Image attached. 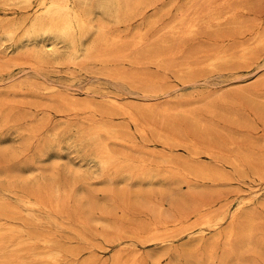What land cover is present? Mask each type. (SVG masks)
<instances>
[{
  "label": "rangeland",
  "instance_id": "374dc122",
  "mask_svg": "<svg viewBox=\"0 0 264 264\" xmlns=\"http://www.w3.org/2000/svg\"><path fill=\"white\" fill-rule=\"evenodd\" d=\"M148 1L151 3V5L150 7L144 10V14L141 15L143 16V18L141 16L133 18L132 20L128 22L129 24L128 23L118 24V25L113 24V22H111L109 18H107L106 16L98 12L97 10H93L89 17L92 24L94 25L102 24L103 26H105L108 32H110L114 36H117L120 39V41H122V43L124 41H127L123 43V46L121 48L124 51L127 50L126 52L128 53L131 50V53H130L131 55L128 54V57H127L128 59L117 58V57L114 58L113 56H111V54H113L114 51L110 50L105 53L106 58L102 57L100 59H95V60L93 59L84 60V63H83V59L82 60L78 59L72 65L65 64L66 62L68 63V61L65 59L66 58V55L64 54L65 49L62 48V46H60V51H59V54L57 55L50 53L49 48H46L42 51L41 45L39 42H37L36 44L34 43L33 45L26 44L27 46L25 47L27 48L25 49L22 48L21 50H19L14 45H12L10 41H7L3 37V35L1 34V29H0V68H2L3 65L8 60L11 59L12 61L13 59H15L13 60L14 61L13 62L14 64L12 63L13 65L9 64L10 67L9 65H5L6 67L8 66L9 68L8 67L7 69L2 68L3 70L5 69L4 70L5 72L2 69H0V73H1L0 74V103H1L0 113L6 114L8 111V108L10 109L11 107L12 109L14 105H17L14 107V109L11 110L10 114L14 116H21L20 119H16L17 121L13 120L12 122L10 121L4 124L5 122L2 120V117L0 115L1 117L0 118V202L8 204L10 208L7 211L0 210V217H1L0 225L2 228H5V229H13V230L28 229L32 233L33 236H37L40 239H43L45 237V239H48L50 241V244H52V246L61 248L63 249V253L64 252L66 253V254L64 253L62 258L59 260V264L60 263L61 264H71V262L72 264H78V263L79 264H127L128 262H130V259L133 257L135 252H138L137 256L138 257L140 256L141 259H143L141 260L137 258V262H138L137 264H145L144 263L145 261L147 262V264H152L157 261L161 262L162 264H165L167 262H170L168 264H171L173 262L175 264H195L198 262L189 261V259H187L184 256V254L180 252L183 249V247L187 243H189V241L190 242L192 241L191 239L189 240L187 237L178 236L171 246L172 248L171 250L173 252L177 251V249L180 252L177 258L174 256H171L170 259L166 257H162V254L164 251L162 247H159V246L157 247L155 245H149L148 243L144 244L143 237L146 236V233L149 234L148 231L150 229V226L152 225L150 222H156L157 220L160 223H162V221L164 223V221H167L164 224L168 225V222H169L171 223L170 227L171 225L173 227V230H170L169 232L171 234H177L175 232L180 231V230L183 231L186 228L185 225H187V228L188 226L190 227L192 225L191 227H193L194 230H197L196 226H198V224L203 222L204 218L205 219L208 218L210 219V221L213 220L211 222H214L215 221L214 218H216L217 215L218 216L223 215L225 213H230L232 211H236V214H237L236 222L233 225V227L235 226L234 229H237L240 226V224L247 221V218L245 217L250 216V217H255L257 219L256 220L257 221L256 223V227H257L256 234L257 235H256V241L254 243H255V246L256 245L259 246L261 244L264 246V243H263L264 242V218H263L264 217V170H263L264 168L261 166V163H260V161L262 160L261 155L264 153V144H263L264 143L263 141L264 140L263 139L264 119L256 118L257 116L256 112L259 113V110H260L257 107L258 103L260 102L259 100H256L257 103H254V101H251L250 99H245V98L238 96L241 93L249 91L248 93H252L254 95L256 94V96L258 97H264V86H263L264 85V48L256 47L255 49L257 50H255L253 47H250V46H253L254 44L253 39H252L253 35L255 36L256 34H259L261 30L262 32L260 34L264 33L263 31L264 27L262 28V26L264 25V0H227L231 4L233 3L232 4L233 6L238 7L240 9L239 11L240 15L242 16L245 22L248 21L246 22V24L254 22L253 26L251 25L250 28L245 29L246 32L244 30L242 34H240L239 36H235V38L232 37L234 40L231 37L228 39L227 38L225 39L224 37L213 39L211 38V36H208V35L204 36L203 34H197L195 37L183 40L184 42H180V43L179 42H169V44L164 49L166 53L170 52L169 54L170 57L168 56V58H170L171 62L168 59L167 61L169 62L168 64L151 63L147 60L146 56H144L143 54H139V53L135 57V55L132 54L133 48H131V45L133 43V40L136 39L135 37H137L140 34L143 36L145 40H148V38L151 39L147 43L149 42L155 43V41L157 40H166V39H168L166 41L171 40L170 39L171 38L170 28L166 26L172 27L171 24L174 23L173 24L174 26L178 23L179 20L177 19L180 18L181 11L182 10L185 11L187 7V1L186 0H148ZM224 1L225 0H213L212 4L215 7L220 9L219 5L222 4ZM195 2L196 3L194 4H197L198 6H206L205 5L206 3L204 0H198ZM242 7H244V9ZM15 11H16L15 13H12L11 11H8V10L4 11V6L0 2V24L5 23V21L19 19L21 18V16L23 17L24 15H26L27 12L30 10L24 9V10H15ZM188 16H191V12H188V15H186V18ZM151 19H154L156 21V24L153 26L149 24V21ZM176 20L177 22H175ZM252 27H253V30L251 29ZM23 29H24V26L21 27L17 31L16 36H15L16 39L21 36ZM248 29H250L251 31H249ZM244 32L247 34L244 35ZM93 37H94L93 32L89 33L87 37L85 38V40L83 41V43L84 44L88 43L90 40L93 39ZM201 39H202V45L200 44L199 46L198 44L199 42L201 43ZM220 39L221 41L222 39L224 40L222 41L223 45L222 43H220L221 42ZM189 40L190 41L192 40V41L190 42ZM232 40L234 42H232ZM186 41L187 42L189 41L190 43L185 44ZM193 42H194V45L192 44ZM231 42L234 44L235 47L232 45ZM213 43L214 44L216 43L215 46L217 48L219 46L217 50H216V47L213 46L214 45ZM174 44L175 46H173ZM179 44H181L182 46ZM241 44L245 47L251 48V50H253L254 53L259 52L261 54L257 53V55L255 56L257 57V59L254 57V61L253 59H251L248 62H242V63L238 61H233L232 63L225 66V67H228L227 70L225 67H223V69L222 67H220L222 70H220V68L215 69L214 70L215 72L207 71V70L202 71V70L197 69L196 71L202 72L203 74H202V77L195 78V82H193V84L187 83L185 79V75L178 72L179 65H183L184 62L197 63L196 62V59H197L198 63L202 61V64H203L205 59L207 58V55L212 54V52L210 53V51H212L214 48L215 50H213V52L215 51L226 52L227 51L226 52L227 54L233 55L234 49L230 50V46L232 45L235 48V50L238 49V52L240 53ZM203 45H205L207 48ZM220 45L222 46L220 47ZM212 46H213V49H212ZM180 47H182L183 49L182 48L180 49ZM226 48H228L229 51ZM178 49L179 51L177 52ZM26 51H28V53L30 54H28ZM159 51H162V49ZM206 51L209 54H207ZM34 52H40V53L42 52L41 54L42 56H44L45 59H47L46 60L47 62L44 61L42 65L39 64L35 60V57L33 56ZM172 52H173V56H171ZM175 52H177L178 54ZM234 52L237 53L236 51ZM239 53L234 54L233 56H236ZM26 54H28L29 56L31 55V56L28 57V55ZM31 57H33V61H30L32 60ZM6 59L7 61H5ZM21 60L23 61L27 60L26 62H29L31 65L30 64L22 65L21 63H23V61ZM58 61L60 62L57 63ZM32 62H34V64ZM35 62L38 64H36ZM19 63L21 64V66ZM195 63H194V66L196 68L198 67L201 68L202 64L199 63V66H198V63H197V66H196ZM233 63L235 65H233ZM248 63H249V66H246L248 65ZM43 64L45 65L43 66ZM34 65H38L39 67L36 66L38 68L34 67L36 68L34 69L33 68ZM237 65L239 66V68ZM29 66H32V67H29ZM205 71L206 73H204ZM118 73L122 75L125 73L124 75L129 76V79L124 80V79L117 77ZM129 73L132 75H130ZM195 73L197 74V72ZM130 77L132 78V80ZM52 85L54 87H51ZM146 85L148 86V88L156 87L157 89L166 91V95L160 98L158 97V98L150 99L149 97H147L148 95L145 94L147 93V91H149V89L146 88L147 87ZM19 86L20 87L22 86L21 88L24 91L23 93H21L22 91L19 90L20 88ZM31 86L35 89L32 90V88H30ZM16 89H18L19 91ZM25 89L28 92H25L26 91ZM48 89H52V92H48ZM42 90L44 91V93ZM259 92L260 93L262 92V93L260 94ZM41 94H43L45 97L42 96ZM53 94L54 95L57 94L56 97L53 96ZM234 94H236L237 96H236V100L232 102L233 104L231 103V101H228V100L224 102L219 100L222 97L235 96ZM46 95L48 96V98ZM63 96L65 97V100L63 99L64 98ZM59 99H63L64 101H66L67 99L69 100V102H77L79 104H88V105L93 106L95 108V111L93 112L88 111L85 113H81L77 117L74 116L75 118L73 116H66L62 112L60 113L58 111V110H62L65 108L63 107V105H61L63 108L60 105L58 108V104H62ZM240 99H243L245 102H248V103H243L244 101ZM56 100H57V103H55ZM110 100H113V101L116 100L115 102H117L119 105L122 104L126 108L124 112H129L128 109L132 110L133 113H131V111L130 113L133 114V116L137 118L139 126L141 125V127L145 128L146 134H139L138 132L139 128L133 125V123L127 121V119H125L124 117L120 116L119 114L121 112L113 104L110 105L111 104ZM209 101H211L212 104H215L217 108L215 109L216 111H214L215 113L211 111V114H210V112H207L204 110L206 104H208ZM240 101H243V102H240ZM162 106H168L169 108L172 109L170 113L165 118H163V120L165 121H162V118L160 117L157 118L156 116L154 117V115H150L145 112L146 108L152 107L153 109H157ZM176 106L177 107L180 106L181 108L186 110V112H190V113L193 112V114L198 113V115L197 114L195 115L199 116V118L202 117L201 118V120L203 119L202 128L194 130L192 127L193 126L192 122L190 121L189 118L186 117L185 114L173 111V108H177ZM244 106H246L248 110ZM1 107H4V108H1ZM222 108L226 111L228 110V112L221 110ZM39 110H41V112ZM251 110H253V112H251ZM233 111L241 113L240 115L243 117V119L241 118L239 120L234 119L231 116L232 113H234ZM97 112H99L100 117L102 114V117H103L101 118L102 120L103 119L107 120L109 118L107 120L109 122H107L106 120H103V122H101L102 120L100 121L99 119V122H101L99 123L98 120L96 119L97 117L99 118ZM212 112L214 115L212 114ZM248 113L249 115H247ZM88 114H90L91 116L90 119H89ZM143 115L149 118L143 117ZM105 116L106 118H104ZM94 117L97 121H95L94 119L93 121H90ZM85 120L87 121L85 122ZM256 120H259V121H256ZM260 120H262V122ZM88 121L93 124H90ZM96 122L98 124H107V123H109L107 125L114 124L112 126H115L116 130L118 131V135L128 142L126 144L108 142L109 149L113 153H116L119 155H122L123 154L122 151L124 150V155L128 157L132 156L130 157L131 159L133 157L135 158L137 155V159L135 158L136 161L133 158L134 162H138L141 159L142 162L146 163V165L148 164L150 167H153L154 169H158L161 172H165V171H170L174 166L177 168L178 167L182 168L183 166L182 163L188 161L189 163L195 164V165L202 164L205 166H211L214 169H217V171L219 170L220 172H222L226 177H230V178H228V180L226 181H218V183L217 182L213 183L207 180L195 181L194 184L191 186V189L190 187H187L185 184H181V185L173 184V186H171L170 188L167 187L165 189L157 184H153L149 186V184H147L146 182L140 183L139 185H137L135 182L133 184V181L130 182V180H128L121 172L115 171L111 167H108V169L104 168V170L103 169L101 170V168L98 166L97 163L89 162L90 158L96 156V151L94 147H91L90 145L87 144V142L85 141V138H86L87 131H89V129H91V127L94 126ZM246 122L250 124L252 123L251 124L252 126L243 125V123H246ZM227 123L231 125H228ZM90 125L91 127H89ZM241 126L242 128H240ZM243 126H246V127H243ZM159 128L161 131L159 130ZM83 129H85L84 132H83ZM147 129H149L150 131H148ZM157 130L158 132H161L160 134L164 132V136L168 138H171V136L174 137L177 133L176 135L177 137L173 139L178 140V137L179 138L182 137L179 141H182V139L183 141H188V140H191V138H194L195 136H197L196 138L192 139V140L199 139L198 141H195L196 143L197 142L202 143L205 140V137L215 138V137L220 136V138H225V139L229 137H234L236 139H239V142H240L235 147L234 151L252 152V154L250 155L251 164H249L248 166H245L244 172H241V171L234 170L232 167L226 165V163L224 162H220L221 163L220 164V163H216L212 161L211 159H207L203 157L199 158V160L194 159L193 160L194 162H193L189 158L190 156L189 150H184L180 147H175V146L169 147V148H163L160 145L154 146L152 144V141L155 140V137H157L156 136L157 135L156 133H158ZM220 130H222V132ZM192 131L196 135L192 134L193 133ZM174 132H175V135H174ZM80 135L84 139H82ZM83 135H85V137ZM152 135H154L155 137ZM245 138H248V139L252 138L253 145L252 144L245 145V141L242 140ZM79 139L82 142L79 143L78 142ZM129 139L135 143L131 144L130 143L131 141ZM142 139L144 140V142ZM141 141L143 142V144ZM258 141L262 143L263 145L260 144ZM256 142H258L260 146L258 144H255ZM136 143L139 145L138 147ZM127 144L130 146V148H128L129 146ZM51 145L56 146L55 152H46L47 148L50 147ZM146 145L148 146L145 149ZM142 146H144L142 150L145 149L146 151H149V152H146L145 150H143L145 152L143 151L139 152L141 151ZM132 147H136V148H132ZM115 148L117 151H115ZM150 150L151 151L153 150L152 151L153 153ZM68 151H70V154L68 153ZM254 151H256V153ZM158 157L160 158V160H158L159 159ZM149 158H151L152 160H150ZM168 158L173 159L174 164L168 165V163H166L165 165V163L162 162V161L168 160ZM148 159H149V163H148ZM174 159L177 160L178 162L175 163ZM152 161H153V164H152ZM252 161L257 165V166L255 165L257 170H255V166ZM258 162L260 163V165ZM157 163L160 164V166ZM169 166H171L170 169H169ZM253 166H254V169H253ZM112 169L114 173L112 172ZM258 169L261 171H259ZM113 174L116 177L113 176ZM35 179L37 182L35 181ZM39 180L41 181L39 182ZM15 182L18 186L15 184ZM41 183H43V185ZM45 184L47 188L45 187ZM49 184L50 185L52 184V185L50 186ZM48 186H50L51 189L50 187L48 188ZM126 186H129V188ZM6 188H10L12 190L14 189L13 190L14 192L9 193L5 190ZM37 188H39L38 191H37ZM67 188H69V190ZM124 189L127 190L129 193L131 192L130 194L127 193L129 194L128 196L129 198L127 197V199L125 198V200L123 199L124 193L126 192ZM62 190H65V191H62ZM32 191L34 192V194H32L33 193ZM52 191L54 193H52ZM153 191L154 193L152 194ZM46 193H48L47 196L50 195L49 197H47V199L45 198ZM108 193L111 198L114 196V198L115 199L117 198L118 201L115 200L114 198L111 199L108 196ZM135 193L140 194V196L136 197ZM127 194L125 193V196H127ZM117 195L119 197H117ZM149 195H152L151 199L150 197L149 198L147 197ZM154 195L158 197H154ZM160 195H163V197ZM20 196L21 198L25 196H29L34 199L35 197L37 199L38 196H40L39 199H41V202L43 200V203L46 204L47 206H48L47 203L51 201L49 203V207H51L53 202H54L53 207L58 202V205H59L57 209L58 211L57 210H56L57 212L54 211L53 208H51V210H53L54 213H51L52 211L50 210V208L39 210V211L29 210L25 207H22L20 203H17L19 202L18 199H20ZM43 196H44V199L41 198ZM145 197L148 200L150 199V201L152 200L151 202H153V204L154 202L155 204L157 203L156 205L154 204L155 206L161 204L160 207L162 210V217L163 215L167 213H168V216H165L164 219L161 216L157 218L155 215V211H154L155 208H153V211H150L148 208L150 205L148 204L146 205L143 203L145 200H147ZM160 197H161L162 202L160 200ZM186 197H190V198L187 199ZM253 197L255 200H252V202L249 203L250 205L246 204V207H243L242 209L237 211L238 202L247 201L245 200L246 198L247 199L249 198L251 201ZM52 198L54 200H52ZM143 198L145 199L144 201H143ZM155 198H157L158 200L156 199L157 201H155ZM129 199L130 201H132V203L133 201H134V204L137 203L136 206L140 207L144 205L142 206L144 208L143 212H146L147 210L148 211L146 213H142L141 212L142 210H140L141 207L140 208L135 207L137 209V212L139 208L138 213L135 211V209H132V210L129 209L131 207L133 208L131 202H129ZM195 199L199 201L195 202L196 201ZM44 200H47V201L45 202ZM190 200H195V201L193 202ZM114 202L121 203L118 205V207L120 206L119 209L118 207H115L116 204L118 203L114 205ZM125 203H128V204L126 205ZM162 203L164 204L162 205ZM207 203L208 205L214 204V206L210 208L211 210L208 209L207 211H204L202 206L207 205ZM175 204L179 206V210L182 208L181 210L183 212L179 211V213L181 214L183 213L184 215L183 214L182 215L185 217H182L181 214L177 215L178 208H177V205L175 206ZM226 204L228 206H226ZM128 205L131 207L126 208V206ZM163 207L164 209H162ZM167 207L169 208V211H167L166 209ZM174 207L177 209H175ZM221 208L222 210L226 212L224 213V211H222ZM121 209H124L125 211ZM59 210H61V212ZM126 210L128 212H126ZM193 211H196L198 213H194L195 215L192 216ZM201 211L203 214L200 213ZM164 212L166 213L164 214ZM147 213L149 214L148 215L149 218L147 216ZM185 213L187 214L189 213L188 216H186ZM101 214H104V215H101ZM109 214H111V218ZM180 215L182 218L180 217ZM105 216L107 218H104ZM188 217H189V219H187L188 221L185 220V222L183 223V220ZM6 218H8V221ZM35 218L36 220L38 219V221H36ZM78 219L80 222L78 221ZM81 219L82 221L85 220L84 222H82L83 225H86V221H88L87 223L89 225L87 224L86 225L87 227H86L80 224ZM148 219H150L151 221L150 220L148 221ZM174 219L178 220V223L181 222V225L177 224L176 220L172 221ZM180 219H183V220H180ZM197 219H199V221ZM1 220L4 222H2ZM25 221L26 222L28 221V223H26ZM103 221H105L104 223H107V224H104ZM11 222H12V225H10ZM17 222H19V224H17ZM226 222L222 223L221 226L219 227L218 229L219 233H222L226 230L227 225H228V222L227 223ZM20 224L21 225L23 224V225L21 226ZM174 224H176V226ZM107 225H111L113 227H108ZM182 225L185 228L182 229L181 228ZM179 226L181 229L179 228ZM172 227L169 229H172ZM142 228L144 230H142ZM176 228H179L180 230H177ZM132 230H133L132 233L138 236H134L131 233ZM143 231H146V232L144 233ZM139 233L141 236L139 235ZM214 234L215 232L213 231L206 232L204 234L203 240L204 241L211 240ZM7 235L8 234H6V232L2 234V236H5V237H7ZM136 237H140L141 240L139 238L136 239ZM221 238L222 237H220L217 241V243L219 242L218 248L219 247L223 248L224 246L223 245L224 242ZM117 239H118V242L115 241ZM219 240L220 241L222 240V241L220 242ZM256 242L260 244H257ZM129 244L130 245L132 244V245L130 246ZM30 245L32 246V248H35L36 250H39L40 252L45 251L43 245L39 243L38 241H33ZM234 246H235L234 249L239 252L237 245L234 244ZM263 246H260V247H263ZM220 250L221 249L217 250L218 255L216 254L215 258L213 259V261H211L210 264H212L213 262H214L213 264L219 263L218 259H220V256H219L221 253ZM240 253L241 255L242 254L243 255L241 257L240 263L238 264H244V262L245 264H264V252H255L251 249L249 251L243 250ZM19 255L23 256L22 253ZM67 255L69 256V258H67L68 257ZM118 260L119 261L121 260L123 263L122 262L119 263ZM126 260H127V263H126ZM199 261L202 263L201 260ZM56 264H58V262Z\"/></svg>",
  "mask_w": 264,
  "mask_h": 264
},
{
  "label": "bare ground",
  "instance_id": "6f19581e",
  "mask_svg": "<svg viewBox=\"0 0 264 264\" xmlns=\"http://www.w3.org/2000/svg\"><path fill=\"white\" fill-rule=\"evenodd\" d=\"M187 1V7L185 9V11H181V16L178 21V23L176 25L172 27L170 26H166V27H169L170 28V32H171V40L169 41H166V40H157L155 41V43H147L149 40H145L143 38V36L140 34L138 35L137 37H135L136 39L133 40V43L131 45V48H133L132 50V54L136 55L139 53V54H143L144 56H146L147 60L151 63H161V64H168L169 61H170V58H168V56L170 57V52L169 53H166L165 52V48L166 46L169 44V42H184L183 40H186V39H189V38H192V37H195L197 34H203L204 36L205 35H208V36H211V38L213 39H217V38H222L224 37L225 39L227 38H232L235 36H239L240 34H242V32L247 29V28H250L251 25L253 26V23H247L248 21H244V19L242 18V16L240 15V9L238 7H235L233 6L229 1L225 0L222 4H220V9L215 7L213 4H212V1L213 0H204L205 1V5L206 6H198L197 4H194L196 3L195 1H198V0H186ZM1 4H3L4 6V11L8 10V11H11L12 13H15L16 11L15 10H24V9H28L30 11L27 12L26 15H24L23 17L21 16V18L19 19H14V20H11V21H5V23H1L0 24V29H1V34L3 35V37L7 40V41H10V43H12V45H14L17 49L21 50L22 48H27L25 46L27 45H33L34 43L36 44L37 42L40 43L41 45V49L42 51L46 48H49V52L54 54V55H57L59 54V51H60V46H62V48L65 49V55H66V60L68 61V63L66 62L65 64H73L75 63V61H77L78 59H83V63H84V60H89V59H100L102 57H105L106 58V52L107 51H114L113 54H111V56H113L114 58L117 57V58H126L128 59V54L131 55V50L130 52H126L127 50H122V46H123V43L127 42V41H124L122 43V41H120V39L117 37V36H114L113 34H111L110 32H108V30H106L105 26H103L102 24H97V25H94L91 23L89 17L92 13L93 10H97L98 12H100L101 14H103L104 16H106L107 18H109V20L111 22H113V24H127L130 20H132L133 18H136V17H140L141 15L144 14V10L147 9L148 7H150L151 3L148 1V0H0ZM219 3V2H218ZM176 4V3H175ZM204 5V4H203ZM237 5V4H236ZM218 6V7H219ZM238 6V5H237ZM181 7V6H180ZM241 7V6H240ZM244 9V7H242ZM246 9V8H245ZM188 12H191V16H188L186 18V15H188ZM190 15V14H189ZM143 18V16H141ZM244 17V16H243ZM247 17V16H246ZM253 17V16H252ZM249 18V17H248ZM5 19V18H4ZM254 19V18H253ZM141 20V19H140ZM152 20V21H151ZM149 21V24L150 25H155L156 24V18L155 20L154 19H151ZM177 20L175 22H177ZM248 20V19H246ZM256 20V19H255ZM258 21V20H257ZM172 22V21H171ZM129 24V23H128ZM148 24V25H149ZM261 24V22H260ZM257 25V24H255ZM24 26V29H23V32L21 34V36L19 38L16 39V33L17 31ZM150 26V27H152ZM260 26V25H258ZM264 27V25L262 26V28ZM168 29V28H167ZM253 30V27L251 28ZM255 29V27H254ZM261 29V28H260ZM264 29V28H263ZM166 30V28H165ZM249 31H251L250 29H248ZM247 30V31H248ZM257 31V30H256ZM264 31V30H263ZM93 32V39L90 40L88 43L84 44L83 41L85 40V38L87 37V35L89 33ZM143 32V31H142ZM161 32V31H159ZM168 32V31H167ZM246 32V30H245ZM244 32V35L247 34ZM262 32V30L260 31V33ZM249 33V32H248ZM256 34L255 36L253 35V46H250V47H253L254 49L256 47H263L264 48V33L263 34ZM167 34V33H166ZM165 34V35H166ZM200 36V35H199ZM249 36V35H248ZM246 36V37H248ZM160 37V36H159ZM251 37V36H250ZM210 38V39H211ZM237 38V37H236ZM241 38V37H240ZM244 38V36H243ZM197 39V38H195ZM194 39V40H195ZM233 39V38H232ZM251 39V38H250ZM124 40V39H122ZM129 40V39H128ZM193 40V39H192ZM191 40V41H192ZM200 40V38H199ZM234 40V39H233ZM232 40V42H234ZM249 40V39H248ZM190 41V40H189ZM185 42V44L187 43H190V42ZM219 41V40H218ZM217 41V42H218ZM221 41V39H220ZM222 41H224L222 39ZM222 41L220 43H222ZM231 41V40H230ZM236 41V40H235ZM252 41V40H251ZM129 42V41H128ZM146 42V43H145ZM205 42V41H204ZM226 42V41H225ZM231 42V43H232ZM241 42V41H240ZM249 42V41H248ZM197 43V42H196ZM230 43V44H231ZM239 43V42H238ZM243 43V42H242ZM27 44V45H26ZM176 44V43H175ZM175 44L173 46H175ZM182 44V43H181ZM179 44V45H181ZM194 45V42L192 43ZM191 44V45H192ZM200 44L202 45V39H201V43L199 42V46ZM214 44V43H213ZM251 44V43H250ZM207 45V44H206ZM216 43L213 45L215 46ZM223 45V43H222ZM220 45V47L222 46ZM232 45L234 46V44L232 43ZM230 46V50L234 49V51H236L237 53L238 52V49L235 50V46ZM177 46V45H176ZM182 46V45H181ZM190 46V45H188ZM197 46V44H196ZM205 46V45H203ZM213 46H212V49H213ZM218 46V45H217ZM239 46V44H238ZM247 46V45H246ZM194 47V46H193ZM206 47V46H205ZM216 47V46H215ZM227 47V46H226ZM229 47V46H228ZM179 48V46H178ZM182 47H180L181 49ZM189 48V47H188ZM191 48V47H190ZM207 48V47H206ZM210 48V47H209ZM208 48V49H209ZM219 48V46H218ZM216 47V50L218 49ZM223 48V47H222ZM240 53L236 56H233L234 54H237L233 51V55L231 54H227L226 52L224 51H215L213 52V50H215V48L210 51V53L212 52V54L210 55H207V58L205 59L204 63L202 64V61L199 62L200 64H202L201 68L198 67L196 68L194 66V63L193 62H184L183 65H179V71L181 74H184L185 75V79L187 81V83H191L193 84V82H195V78H199V77H202V72H198L196 71L197 69L198 70H207V71H214L215 69H219L220 67H225L227 66L228 64L232 63L233 61H238L240 63L242 62H248L250 61L251 59H253L254 61V57L257 55V53L259 52H255L253 50H251V48L249 47H245L241 44L240 46ZM162 51H159L161 50ZM183 49V48H182ZM206 49V50H208ZM228 49V48H226ZM261 49V48H260ZM257 50V49H255ZM259 50V48H258ZM179 51V49L177 50V52ZM202 51V50H201ZM229 51V49H228ZM262 51V50H261ZM28 53V51H26ZM175 52V53H177ZM182 52V50H181ZM189 52V51H188ZM205 52V51H204ZM42 53V52H41ZM40 52H34L33 53V56L35 57V60L42 65V63L45 61L47 62L44 58V56H42ZM207 54H209L207 51H206ZM30 54V53H28ZM26 54V55H28ZM178 54V53H177ZM176 54V55H177ZM255 54V55H254ZM261 54V53H259ZM258 54V55H259ZM31 56V55H30ZM28 55V57H30ZM108 56V55H107ZM133 56V55H132ZM171 56H173V52L171 54ZM199 56V55H198ZM206 56V54H205ZM260 56V55H259ZM52 57V56H51ZM104 58V59H105ZM257 59V57H255ZM29 59V58H28ZM32 60L30 61H33V57H31ZM143 59V58H142ZM141 59V60H142ZM15 60V59H13ZM11 61L7 59L5 61H7L2 68H6L7 67L5 65H11L14 61ZM34 60V61H35ZM138 60V59H137ZM172 60V59H171ZM189 60V59H188ZM23 61V60H21ZM27 60L23 61V63H21L22 65L23 64H30L29 62H26ZM57 61V59H56ZM131 61V60H130ZM194 61V60H193ZM252 61V62H253ZM19 62V61H18ZM51 62V60H50ZM60 61H58L57 63H59ZM62 62V61H61ZM70 62V63H69ZM81 62V61H80ZM171 62V61H170ZM196 62L198 63L197 59H196ZM2 63V62H1ZM34 64V62H32ZM36 63V62H35ZM36 63V64H38ZM115 63V62H114ZM197 63L196 66H197ZM199 63H198V66H199ZM236 63V62H235ZM14 64V63H13ZM12 64V65H13ZM18 64V63H17ZM16 64V65H17ZM20 64V63H19ZM20 64V66H21ZM54 64V63H53ZM9 65V67H10ZM31 65V64H30ZM40 65V66H41ZM45 64H43L44 66ZM233 65H235L233 63ZM245 65V63H244ZM15 66V65H14ZM38 65H34V67H36ZM75 66V65H74ZM238 66V65H237ZM242 66V65H241ZM246 66H249V63L248 65ZM8 67V68H9ZM29 67H32V66H29ZM39 67V66H38ZM36 67V68H38ZM50 67V66H49ZM173 67V65H172ZM231 67V65H230ZM229 67V68H230ZM234 67V66H233ZM0 68V69H2ZM34 68V69H36ZM169 68V67H168ZM226 70L228 67H225ZM239 68V66H238ZM172 69V68H171ZM220 68V70H222ZM232 69V68H231ZM3 70V69H2ZM5 70V69H4ZM3 70V71H4ZM168 70V69H166ZM233 70V69H232ZM35 71V70H34ZM5 72V71H4ZM119 72V71H118ZM197 72V74L195 73ZM215 72V71H214ZM115 73V71H114ZM206 73V71L204 72ZM1 74V73H0ZM125 74V73H124ZM122 75L120 73H118L117 77L121 78V79H129V76H125V75ZM130 74V73H129ZM212 74V73H211ZM220 74V73H219ZM224 74V73H223ZM106 75V74H105ZM114 75V74H113ZM127 75V74H126ZM132 75V74H130ZM205 75V74H204ZM145 76V75H144ZM115 77V76H114ZM127 77V78H126ZM147 77V76H146ZM156 77V76H155ZM262 77V76H261ZM113 78V77H112ZM116 78V77H115ZM118 78V79H119ZM131 78V77H130ZM145 78V77H144ZM154 78V77H153ZM235 78V77H234ZM120 79V80H121ZM146 79V78H145ZM152 79V78H151ZM239 79V78H238ZM132 80V78H131ZM155 80V79H154ZM237 80V79H236ZM127 81V80H126ZM11 82V81H10ZM139 82V81H138ZM142 82V81H141ZM133 83V82H132ZM154 83V82H153ZM146 84V83H145ZM144 84V85H145ZM151 84V83H150ZM149 84V85H150ZM259 84V83H258ZM132 85V84H131ZM136 85V84H135ZM154 85V84H153ZM161 85V84H159ZM30 86V85H29ZM50 86V85H48ZM147 86V85H146ZM152 86V85H151ZM264 86V85H263ZM20 87V86H19ZM22 87V86H21ZM19 88V90H21L23 93V89L22 88ZM26 87V86H25ZM51 87H54L53 85ZM150 87V86H149ZM13 88V87H12ZM33 89L32 86L30 87ZM56 88V87H55ZM134 88V87H133ZM148 88V86L146 87ZM247 88V87H246ZM149 91H147V93H145L146 95H148L147 97H149L150 99H154V98H160V97H163L166 95V91H163V90H160V89H157L156 87H150L148 88ZM18 90V89H16ZM18 90V91H19ZM26 90V89H25ZM132 90V89H131ZM147 90V89H146ZM145 90V91H146ZM37 91V90H36ZM43 91V90H42ZM134 91V90H133ZM256 91V90H255ZM254 91V92H255ZM25 92H28L27 90ZM35 92V91H33ZM41 92V90H40ZM48 92H52V89H48ZM244 92V91H243ZM249 92V91H248ZM247 91L244 92V93H241L239 94L238 96L242 97V98H245V99H250L251 101H254V103H257L256 100H259L258 102V108L260 109L259 110V113H257V116L256 118H260V119H264V97H258L256 96V94H252V93H248ZM44 93V91H43ZM220 93V92H219ZM260 93V92H259ZM258 93V94H259ZM262 93V92H261ZM260 93V94H261ZM15 94V93H14ZM19 94V93H18ZM40 94V93H39ZM59 94V93H57ZM56 94V95H57ZM20 95V94H19ZM29 95V94H28ZM42 96H44L43 94H41ZM51 95V94H50ZM56 95L53 94V96L56 97ZM235 96H229V97H222L220 98L219 100L221 101H231L234 102L236 100V94H234ZM35 96V94H34ZM37 96V95H36ZM47 96V95H46ZM52 96V97H53ZM60 96V95H59ZM62 96V95H61ZM65 96V95H64ZM63 96V97H64ZM143 96V94H142ZM45 97V96H44ZM51 97V98H52ZM137 97V96H136ZM204 97V96H203ZM36 98V97H35ZM48 98V96H47ZM46 98V99H47ZM50 98V99H51ZM62 98V97H61ZM146 98V97H145ZM22 99V98H21ZM38 99V98H37ZM42 99V98H41ZM56 99V98H55ZM65 100V97L63 98ZM63 99H59L60 102L62 104H58V108H59V105H63V107H65L64 109L62 110H58L60 113L62 112L63 114H65L66 116H78L80 115L81 113H85V112H93L95 111V108L91 105H88V104H79L77 102H69V100L66 99V101H64ZM240 100H243V99H240ZM52 101V100H51ZM116 101V100H115ZM113 100H110V105H114L121 113L119 114L120 116L124 117L125 119H127V121L133 123V125L137 126L139 128L138 132L139 134H146V130L145 128L141 127V125L139 126V123H138V120L135 116H133V111L132 110H129L128 108V111L129 112H124V110L126 109L122 104L119 105L117 102H115ZM188 101V100H187ZM214 101V100H213ZM244 101V100H243ZM243 101H240V102H243ZM79 102V101H78ZM145 102V101H144ZM156 102V101H154ZM170 102V101H169ZM217 102V100H216ZM3 103V101H2ZM50 103V102H49ZM55 103H57V100L55 101ZM59 103V102H58ZM191 103V102H190ZM214 103V102H213ZM238 103V102H237ZM243 103H248V102H243ZM1 104V103H0ZM6 104V103H4ZM37 104V102H36ZM154 104V103H153ZM233 104V103H232ZM242 104V103H240ZM12 105V104H11ZM10 105V106H11ZM172 105V104H171ZM8 106V107H10ZM17 106V105H14V107ZM37 106V105H36ZM46 106V105H45ZM51 106V105H50ZM14 107H12V109H14ZM23 107V106H22ZM44 107V106H43ZM62 107V106H61ZM62 107V108H63ZM129 107V106H128ZM158 107V106H157ZM177 107V106H176ZM226 107V106H225ZM245 108H247L246 106H244ZM253 107V106H252ZM256 107V108H257ZM1 108H4V107H1ZM11 107L10 109L8 108V111L6 114H1V117H2V120L5 122H3L4 124L8 123V122H12L13 120H16V119H20L21 116H14V115H11L10 112H11ZM36 109V108H35ZM40 109V108H39ZM215 109L216 106L215 104H212L211 101L208 102V104H206L205 106V111L207 112H210L211 114V111H216ZM229 109V108H228ZM238 109V108H237ZM250 109V107H249ZM172 109L169 108L168 106H162L160 108H157V109H153L152 107H149V108H146L145 112L147 114H150V115H154V117L156 116L157 118L160 117L162 118V121H165L163 120V118H165L171 111ZM221 110H224L223 108ZM248 110V108H247ZM254 110V108H253ZM253 110H251V112H253ZM41 112V110H39ZM131 111V113H130ZM173 111L175 112H178V113H183L186 115L187 118L190 119V121L192 122V127L194 130L196 129H199V128H202L203 126V119L201 120V118H199L198 113H195L193 114L190 113V112H186V110H184L183 108H181L180 106H178L177 108H173ZM192 111V110H191ZM226 111V110H224ZM237 111V110H236ZM236 111H233L234 113H232V117L236 120H239L240 118L243 119V117L240 115L241 113L239 112H236ZM245 111V110H244ZM243 111V112H244ZM4 112V111H3ZM204 112V111H203ZM212 112V114H213ZM219 112V111H218ZM228 112V110L226 111ZM232 112V111H231ZM255 112V111H254ZM98 113V116L99 118L97 117L96 119L98 120L99 122V119L100 121L102 120L101 118L102 117V114H101V117L99 115V112ZM215 113V112H214ZM245 113V112H244ZM17 114V113H16ZM95 114V113H94ZM143 114V113H142ZM209 114V115H210ZM223 114V112H222ZM229 114V113H228ZM89 115V119H90V114ZM200 115V114H199ZM214 115V114H213ZM226 115V114H225ZM249 115V113L247 114ZM23 116V115H22ZM94 116V115H93ZM254 116V115H253ZM0 117V118H1ZM110 117V116H109ZM143 117H146V118H149L145 115H143ZM151 117V116H150ZM25 118V117H24ZM75 118V117H74ZM88 118V117H86ZM106 118V116L104 117ZM108 118V117H107ZM111 118V117H110ZM139 118V116H138ZM159 118V119H160ZM204 118V116H203ZM246 118V117H245ZM251 118V117H250ZM88 119V120H89ZM93 119L95 121H97L94 118H92V120L90 121H93ZM109 119V118H108ZM107 119V120H108ZM142 119V118H141ZM167 119V118H166ZM23 120V119H22ZM62 120V119H61ZM83 120V118H82ZM103 120H106V119H103ZM103 120L101 122H103ZM106 120V121H107ZM235 120V121H236ZM253 120V119H252ZM251 120V121H252ZM17 121V120H16ZM87 120H85L86 122ZM94 121V122H95ZM256 121H259V120H256ZM262 122V120H260ZM89 122V121H88ZM99 122V123H101ZM109 122V121H107ZM229 122V121H228ZM245 122V120H244ZM255 122V121H253ZM90 124H93L91 122H89ZM88 123V124H89ZM159 123V122H158ZM162 123V122H160ZM264 123V121H263ZM49 124V122H48ZM95 124V123H94ZM109 124V123H107ZM107 124H98L96 122V124L94 126L91 127V125L89 127H91V129H89V131H87L86 133V138H85V141L87 142L88 145H90L91 147H94L95 148V151H96V156L92 157L89 159V162L91 163H97L98 166L101 168V170L104 168L108 169V167H111L113 168L115 171H119L121 172L128 180L133 181V184L134 182L139 185L140 183H143V182H146L147 184L150 185H153V184H157L161 187H163L164 189L167 188V187H171L173 186V184H177V185H181V184H185L187 187H190L191 189V186L194 184L195 181H199V180H207V181H211V182H217L218 181H226L228 180V178L230 177H226L222 172H220L219 170L217 171V169H214L213 167L211 166H205V165H195V164H191L189 163L188 161L187 162H183L182 163V168H177V167H173L170 171H165V172H161L159 171L158 169H154L153 167H150L148 164L146 165V163L142 162V160L138 161V162H134L133 161V158L131 159L130 157L124 155V150L122 151L123 154L122 155H119V154H116V153H113L110 149H109V146H108V142H114V143H122V144H126L128 141H126L125 139L121 138L119 135H118V131L116 130L115 126H112V125H107ZM228 124V123H227ZM234 124V123H233ZM238 124V123H237ZM252 124V123H251ZM250 123H243V125H247V126H252ZM254 124V123H253ZM152 125V124H150ZM228 125H231V124H228ZM239 125V124H238ZM145 126V125H143ZM38 127V126H37ZM117 127V126H116ZM151 127V126H150ZM158 127V126H156ZM160 127V126H159ZM223 127V126H222ZM232 127V126H231ZM238 127V126H237ZM243 127H246V126H243ZM50 128V127H49ZM155 128V126H154ZM205 128V127H204ZM209 128V127H208ZM242 128V126L240 127ZM261 128V127H260ZM177 129V127H176ZM192 129V130H193ZM245 129V128H244ZM262 129V128H261ZM85 129H83V132H84ZM148 131H150L149 129H147ZM160 130V128H159ZM263 130V129H262ZM34 131V130H33ZM132 131V130H131ZM161 131V130H160ZM222 132V130H220ZM242 131V130H241ZM249 131V130H248ZM247 131V132H248ZM137 132V131H136ZM158 132V130H157ZM188 132V131H187ZM193 132V131H192ZM80 133V132H79ZM150 133V132H149ZM161 132H158L156 133L157 137H155V140L152 141V144L154 146H157V145H160L162 146L163 148H169V147H180L184 150H189L190 152V156L189 158L193 161L194 159H198L203 157V158H207V159H211L212 161L216 162V163H220V162H224L226 163V165L232 167L234 170L236 171H241V172H244L245 170V166H248L250 163V155L252 154V152H240V151H234L235 147L238 145L239 142V139H236L234 137H229L227 139L225 138H220V136L218 137H215V138H206L205 137V140L202 142V143H196L195 141H198L197 139L196 140H192L194 138H196L197 136H195L194 138H191V140H188V141H179L182 137H178V140H174L173 138L177 137V133L175 135V132H174V137L171 136V138H168L166 136H164V132H162V134H160ZM173 133V132H172ZM191 133V131H190ZM138 134V135H139ZM170 134V133H169ZM189 134V133H188ZM194 134V132L192 133ZM225 134V133H224ZM55 135V133H54ZM196 135V134H194ZM81 136V135H80ZM85 137V135H83ZM184 136V135H182ZM192 136V135H190ZM252 136V134H251ZM254 136V135H253ZM104 137V138H103ZM82 138V136H81ZM153 138V137H152ZM84 139V138H82ZM190 139V138H189ZM264 139V137H263ZM52 140V139H51ZM130 140V139H129ZM137 140V139H136ZM135 140V141H136ZM143 140V139H142ZM185 140V139H184ZM243 141H245V145H251L253 142L252 138L251 139H248V138H245V139H242ZM131 144L135 143V142H132V140H130ZM256 141V140H255ZM264 141V140H263ZM78 142H82L80 141V139L78 140ZM142 142V141H141ZM144 142V140H143ZM142 142V144H143ZM259 142V141H258ZM258 142H256L255 144H258ZM129 143V145H130ZM260 143V142H259ZM75 144V142H74ZM137 144V143H136ZM135 144V146H136ZM147 144V143H145ZM144 144V145H145ZM262 144V143H260ZM260 144H258L260 146ZM264 144V143H263ZM262 144V145H263ZM128 145V144H127ZM126 145V146H127ZM128 145V146H129ZM141 145V144H140ZM253 145V144H252ZM257 145V146H258ZM57 146V144H56ZM56 146L55 145H51L50 147L47 148L46 152H55L56 150ZM139 145L137 144V147ZM148 145L145 146V149ZM256 146V145H255ZM144 146L141 147V151L139 152H142V148ZM252 147V146H251ZM82 148V147H81ZM130 148V146L128 147ZM132 148H136V147H132ZM140 148V147H139ZM149 148V147H148ZM238 148V147H237ZM240 148V147H239ZM250 148V147H248ZM261 148V147H260ZM263 148V147H262ZM126 149V148H125ZM91 150V149H90ZM122 150V149H120ZM228 152H227V151ZM261 150V149H260ZM115 151L116 148H115ZM146 151V150H145ZM143 151V152H145ZM151 151V150H150ZM153 151V150H152ZM151 151V152H152ZM253 151V150H252ZM138 152V151H137ZM146 152H149V151H146ZM256 153V151H254ZM261 152V151H260ZM68 153L70 154V151H68ZM129 153V152H128ZM153 153V152H152ZM88 154V153H87ZM126 154V152H125ZM141 155V154H140ZM148 155V154H147ZM163 155V154H161ZM259 155V154H258ZM41 156V155H40ZM89 156V155H88ZM139 156V155H138ZM151 156V155H150ZM262 156V160L260 161L261 163V166L264 168V153L261 155ZM141 157V156H140ZM139 157V158H140ZM160 157V156H159ZM158 157V158H159ZM258 157V156H257ZM137 159V155L135 157ZM134 158V159H135ZM143 158V157H142ZM164 158V157H163ZM175 158V157H173ZM253 158V157H252ZM135 159V161H136ZM150 160H152L151 158H149ZM149 159H148V163H149ZM162 159V157H161ZM177 159V158H176ZM255 159V158H254ZM160 160V158L158 159ZM182 160V159H181ZM189 160V161H191ZM144 161V160H143ZM147 161V160H146ZM156 161V160H155ZM175 163L178 162L177 160H175ZM183 161V160H182ZM256 161V160H255ZM158 162V161H157ZM165 163H168V165H171V164H174L173 162V159H169L166 160V161H162ZM194 162V161H193ZM200 162V161H199ZM253 162V161H252ZM159 163V162H158ZM157 163V164H158ZM198 163V162H197ZM201 163V162H200ZM259 163V162H258ZM259 163V165H260ZM33 164V163H32ZM152 164H153V161H152ZM199 164V163H198ZM221 164V163H220ZM254 166L256 165L254 162H253ZM151 165V164H150ZM160 166V164H158ZM177 165V164H176ZM214 166V165H213ZM216 166V165H215ZM251 166V165H250ZM254 166H253V169H254ZM257 166V165H256ZM255 166V170H257ZM36 167V166H35ZM164 167V166H163ZM37 168V167H36ZM91 168V167H90ZM165 168V167H164ZM171 168V166H169V169ZM217 168V167H216ZM113 169H112V172H113ZM161 169V168H159ZM247 169V168H246ZM260 169V168H259ZM258 169V170H259ZM30 170V169H28ZM264 170V169H263ZM27 171V170H26ZM108 171V170H107ZM110 171V170H109ZM261 171V170H259ZM32 172V171H31ZM104 172V171H103ZM102 172V173H103ZM114 173V172H113ZM258 173V172H257ZM118 174V172H117ZM262 174V173H261ZM263 175V174H262ZM261 175V176H262ZM12 176V175H11ZM113 176H115L113 174ZM116 177V176H115ZM123 178V177H122ZM259 178V177H258ZM19 180V179H17ZM33 180V178H32ZM36 181V179H35ZM41 180H39L40 182ZM114 181V180H113ZM125 181V180H124ZM13 182V181H12ZM37 182V181H36ZM43 182V181H42ZM107 182V181H106ZM11 183V182H10ZM34 183V182H33ZM199 183V182H198ZM202 183V181H201ZM208 183V182H207ZM16 184V182H15ZM43 185V183H41ZM48 184V183H47ZM78 184V183H77ZM196 184V183H195ZM17 185V184H16ZM50 185V184H49ZM52 185V184H51ZM50 185V186H51ZM201 185V184H200ZM18 186V185H17ZM37 186V185H35ZM48 186V188L50 187ZM112 186V184H111ZM110 186V187H111ZM176 186V185H175ZM12 187V186H11ZM26 187V186H24ZM32 187V186H31ZM45 187L47 188L46 184H45ZM129 188V186H126ZM114 188V187H113ZM112 188V189H113ZM17 189V188H16ZM20 189V188H18ZM39 188H37V191H38ZM42 189V188H41ZM51 189V187H50ZM69 190V188H67ZM75 189V188H74ZM155 189V188H154ZM189 189V188H188ZM7 192L9 193H13L14 189H10V188H6L5 189ZM55 190V189H54ZM73 190V189H72ZM122 190V189H121ZM125 190V189H124ZM153 190V189H152ZM172 190V189H171ZM25 191V189H24ZM23 191V193H24ZM36 191V192H37ZM62 191H65V190H62ZM112 191V190H111ZM126 194L129 193L127 190H125ZM173 191V190H172ZM251 191V190H250ZM33 192V191H32ZM60 192V191H59ZM68 192V191H67ZM123 192V191H122ZM138 192V191H137ZM144 192V191H142ZM246 192V191H245ZM252 192V191H251ZM22 193V192H21ZM49 193V192H48ZM46 193V199L47 197V194ZM52 193H54L52 191ZM125 193H124V197L123 199L125 200V198L127 199V197L129 196V194H127V196H125ZM146 193V192H145ZM144 193V194H145ZM154 193V191L152 192V194ZM16 194V193H15ZM28 194V193H27ZM34 194V192L32 193ZM31 194V195H32ZM112 194V193H111ZM149 194V193H148ZM151 194V193H150ZM18 195V194H17ZM56 195V194H55ZM122 195V194H121ZM15 196V195H14ZM52 196V195H51ZM60 196V194H59ZM108 196H109V193H108ZM135 196L136 197H139L140 194L138 193H135ZM151 196L152 195H149L147 196L148 198L150 197L151 199ZM163 197V195H160ZM190 196V195H188ZM40 196H38V200L34 198H31L29 196H25L23 198H21L20 196V199L19 202L17 203H20L22 205V207H25L29 210H43V209H49L51 210V208L54 209V211H56L58 209V202L56 203V205L53 207V204L51 205V207H49V203L48 206L46 204L43 203V200L41 202V199H39ZM110 197V196H109ZM108 197V198H109ZM117 197H119L117 195ZM132 197V196H131ZM154 197H158V196H155ZM153 197V199H154ZM166 197V196H165ZM173 197V196H172ZM180 197V196H179ZM44 199V196L41 197ZM68 198V197H67ZM111 198V197H110ZM114 198V196L112 197ZM111 198V199H112ZM129 198V197H128ZM133 198V197H132ZM142 198V196H141ZM146 198V197H145ZM187 199H189L190 197H186ZM252 198V197H250ZM50 199V198H49ZM48 199V200H49ZM59 199V198H58ZM115 199V198H114ZM113 199V200H114ZM136 199V198H135ZM140 199V198H139ZM147 199V198H146ZM150 199L148 200H145L143 198V203L144 204H148L150 205L148 208L150 211H153V208H155V215L157 218H159L160 216L162 217V210H161V207L159 205L155 206V202L153 204V202L150 201ZM157 198H155V201ZM173 199V198H172ZM179 199V198H178ZM245 199V198H244ZM249 199V198H248ZM247 198L245 200L247 201H240L238 202V210L242 209L243 207H246V204H249L252 202V200H255L254 197L253 199H250L248 200ZM17 200V201H18ZM40 200V201H39ZM52 200H54L52 198ZM63 200V198H62ZM66 200V199H65ZM107 200V199H106ZM117 200V198L115 199ZM123 200V201H124ZM141 200V199H140ZM160 200H161V197H160ZM159 200V201H160ZM196 200V199H195ZM195 200H190V201H195ZM45 202L47 200H44ZM118 201V200H117ZM127 201V200H126ZM158 201V202H159ZM199 200H196L195 202H198ZM3 202V201H2ZM68 202V200H67ZM112 202V201H111ZM110 202V203H111ZM128 202V201H127ZM129 202H131L133 208L131 206H126V208L128 207H131L129 209H135V211L137 212V207L139 206H136L137 203L134 204V201L132 203V201H130L129 199ZM162 202V200H161ZM164 202V201H163ZM218 202V201H217ZM62 203V202H61ZM118 203V202H114V205ZM204 203V202H203ZM211 203V202H210ZM64 204V203H63ZM73 204V203H72ZM71 204V205H72ZM121 204V203H118L116 204L115 207H118V205ZM126 205L128 203H125ZM134 204V205H133ZM164 203H162L163 205ZM179 204V202H178ZM199 204V203H198ZM205 204V203H204ZM212 204V203H211ZM203 205L202 208L204 209V211H207L208 209H210L213 205ZM68 205V204H67ZM139 205V204H138ZM177 204H175L176 206ZM250 205V204H249ZM69 206V205H68ZM78 206V205H77ZM144 206V205H142ZM141 207L140 210H142L141 212L142 213H146V212H143L144 208ZM181 206V205H180ZM193 206V205H192ZM220 206V205H219ZM223 206V205H222ZM221 206V207H222ZM226 206H228L226 204ZM74 207V206H72ZM76 207V206H75ZM95 207V206H94ZM107 207V206H106ZM136 207V208H135ZM139 207V208H140ZM189 207V206H187ZM230 207V206H229ZM61 208V207H60ZM64 208V207H63ZM79 208V207H78ZM120 208V206L118 207V209ZM139 208H138V212H139ZM143 208V209H142ZM147 208V207H146ZM145 208V209H146ZM175 208V207H174ZM178 208V209H177ZM177 209L178 210V213L177 215L181 214L179 213V211L181 212L182 208L179 210V206L177 205ZM196 208V207H195ZM215 208V207H214ZM225 208V207H224ZM223 208V209H224ZM237 208V207H236ZM9 208L8 204H5V203H1L0 202V210L2 211H7ZM66 209V208H65ZM64 209V210H65ZM164 209V207L162 208ZM167 211H169V208L167 207L166 208ZM165 209V210H166ZM70 210V209H69ZM121 210H124V209H121ZM128 210V209H127ZM126 210V212H128ZM193 210V209H191ZM201 210V209H200ZM211 210V209H210ZM222 210V208H221ZM52 212L51 213H54L53 210H51ZM58 211V210H57ZM56 211V212H57ZM61 212V210H59ZM73 211V210H72ZM125 211V210H124ZM122 211V212H124ZM130 211V210H129ZM197 211V210H196ZM196 211H193V215H195L194 213H198ZM213 211V210H212ZM216 211V210H215ZM224 211V210H222ZM9 212V211H8ZM7 212V213H8ZM19 212V211H18ZM55 212V213H56ZM65 212V211H64ZM63 212V213H64ZM81 212V211H80ZM131 212V211H130ZM137 212V213H138ZM177 212V211H176ZM183 212V211H182ZM226 211H224L225 213ZM48 213V212H47ZM66 213V212H65ZM64 213V214H65ZM99 213V212H98ZM104 213V212H103ZM110 213V212H109ZM133 213V212H132ZM166 212H164L165 214ZM190 213V212H189ZM188 213V214H189ZM192 213V211H191ZM202 213V211L200 212ZM199 213V214H200ZM9 214V213H8ZM21 214V213H20ZM59 214V213H58ZM63 214V215H64ZM76 214V212H75ZM92 214V213H91ZM183 214V213H182ZM181 214V215H182ZM187 213H185L186 216H188ZM197 214V215H199ZM203 214V213H202ZM5 215V214H4ZM48 215V214H47ZM55 215V214H54ZM57 215V214H56ZM69 215V214H67ZM81 215V214H80ZM101 215H104V214H101ZM143 215V214H142ZM149 214L147 213V216ZM151 215V214H150ZM180 215V217H181ZM184 215V214H183ZM182 217H185L183 216ZM191 215V214H190ZM189 215V216H190ZM210 215V214H209ZM236 211H232L230 213H225L223 215H217L214 222H211L213 220L210 221V219H205L203 220V222H201L200 224H198V226H196L197 230H194L193 227H189L187 228V225H185V228L183 225H182V229L185 228L183 231L180 230V226L179 228H176L177 230H180V231H177L175 233L177 234H171L169 231L170 230H173V227L172 229H169L171 228L170 227V224L168 222V225L167 224H164L165 222L167 221H162V223L158 222L156 220V222H150L152 225L150 226V229H149V234L146 233V236L143 237L144 239V244L145 243H148L149 245H155V246H159V247H162V249L164 250L163 251V254H162V257H166L168 259L171 258V256H174V257H178L180 252H182L184 254V256L189 259V261H196L198 262L199 264H210L211 261H213V259L215 258L216 254H217V250L218 249H221L220 250V259L219 260V263L218 264H238L240 263L241 261V251L243 250H253L255 252H264V246L261 244V245H256L255 246V241H256V231H257V227H256V223H257V219L255 217H245L247 218V221L240 224V226L237 228V229H234L233 225L235 224L236 222ZM14 216V215H13ZM50 216V215H49ZM58 216V215H57ZM61 216V215H60ZM84 216V215H82ZM107 216V214H106ZM104 217V218H107V217ZM110 218H111V214H109ZM132 216V215H131ZM145 216V215H144ZM165 216H168V213L163 215V219ZM191 216V218H192ZM201 216V215H200ZM211 216V215H210ZM20 217V216H18ZM72 217V216H71ZM74 217V216H73ZM77 217V216H76ZM98 217V216H97ZM103 217V216H102ZM127 217V216H126ZM177 217V216H176ZM181 217V218H182ZM199 217V216H198ZM212 217V216H211ZM1 218V217H0ZM16 218V217H15ZM59 218V217H58ZM78 218V217H77ZM82 218V217H81ZM149 218V216H148ZM178 218V217H177ZM202 218V217H201ZM264 218V217H263ZM7 221H8V218H6ZM162 219V220H163ZM189 219L186 218V219H180V220H183V223L185 222V220ZM196 219V217H195ZM200 219V218H199ZM199 219H197L199 221ZM238 219V218H237ZM36 220V218H35ZM104 220V219H103ZM114 220V219H113ZM125 220V219H124ZM150 219H148L149 221ZM176 219L172 220V221H175ZM259 220V219H258ZM2 221V220H1ZM38 221V219L36 220ZM79 221V219H78ZM85 220L82 221L81 219V223L83 225L82 222H84ZM112 221V220H111ZM115 221V220H114ZM151 221V220H150ZM177 221V224L181 225V222L178 223V220ZM188 221V220H187ZM196 221V220H195ZM193 221V222H195ZM228 222V225L226 224ZM4 222V221H2ZM13 222V221H12ZM12 222L10 225H12ZM24 222V221H22ZM26 222V221H25ZM35 222V221H34ZM41 222V221H40ZM52 222V221H51ZM75 222V221H74ZM80 222V221H79ZM88 221H86V225L88 224L87 223ZM105 221H103L104 223ZM146 222V221H145ZM171 222V221H170ZM191 222V220H190ZM226 222L225 224L227 225V228L224 232L222 233H219L218 232V229L219 227L221 226L222 223ZM242 222V221H241ZM6 223V222H5ZM10 223V222H9ZM28 223V221L26 222ZM48 223V222H47ZM117 223V221H116ZM139 223V221H138ZM147 223V222H146ZM199 223V222H197ZM196 223V225H197ZM8 224V222H7ZM16 224V222H15ZM17 224H19V222H17ZM38 224V223H37ZM40 224V223H39ZM74 224V223H73ZM104 224H107V223H104ZM110 224V223H109ZM193 224V223H192ZM21 225V224H20ZM23 225V224H22ZM21 225V226H22ZM86 225H83V226H86ZM89 225V224H88ZM117 225V224H116ZM148 225V224H147ZM176 226V224H174ZM173 225V226H174ZM6 226V225H5ZM31 226V225H30ZM36 226V225H35ZM103 226V225H102ZM108 227H113L111 225H107ZM146 226V225H145ZM10 227V226H9ZM25 227V226H24ZM37 227V226H36ZM58 227V226H57ZM87 227V226H86ZM125 227V226H124ZM34 228V227H33ZM38 228V227H37ZM104 228V227H103ZM30 229V228H29ZM35 229V228H34ZM119 229V228H118ZM140 229V228H139ZM122 230V229H121ZM120 230V232H121ZM142 230H144L142 228ZM175 230V228H174ZM101 231V230H100ZM215 232V234L213 235V237L211 238V240L209 241H204L203 240V237H204V234L206 232ZM6 232L7 237L5 236H2V234ZM118 232V231H117ZM133 232V230L131 231V233ZM136 232V230H135ZM144 233L146 231H143ZM217 232V233H216ZM38 233V232H37ZM106 233V232H105ZM115 233V232H114ZM41 234V233H40ZM133 234V233H132ZM117 235V234H116ZM115 235V236H116ZM134 236H138L136 234H133ZM140 235V233H139ZM145 235V234H143ZM77 236V235H76ZM119 236V234H118ZM132 236V235H131ZM133 236V238H134ZM141 236V235H140ZM187 237L189 240L191 239L192 241L189 243H187L183 249L179 252L178 249L177 251H172L171 249V246L172 244L174 243V241L177 239V237ZM263 236V235H262ZM261 236V237H262ZM208 237V236H207ZM222 237L221 239L223 240L224 242V246L223 248L219 247L218 248V239ZM119 238V237H118ZM140 237H136V239ZM57 239V238H56ZM187 239V240H188ZM141 240V239H140ZM184 240V239H183ZM186 240V239H185ZM221 240V241H222ZM262 240V239H261ZM33 241H38L39 243H41L45 249L44 252H40L39 250H36L35 248H32V246L30 245ZM54 241V240H53ZM57 241V240H56ZM55 241V242H56ZM118 242V239L115 240ZM220 241V240H219ZM220 241V242H221ZM139 242V241H138ZM137 242V243H138ZM186 242V241H185ZM140 243V242H139ZM254 243V244H253ZM257 243V242H256ZM264 243V242H263ZM136 244V243H135ZM222 244V243H221ZM234 244L237 245L238 249H239V252L237 250H235V246ZM257 244H260V243H257ZM130 245V244H129ZM132 245V244H131ZM130 245V246H131ZM175 245V244H174ZM34 246V245H33ZM37 246V245H35ZM122 246V245H121ZM260 246H263V247H260ZM79 247V246H78ZM125 247V245H124ZM128 247V246H127ZM135 247V246H134ZM174 247V246H173ZM123 249V248H121ZM130 249V248H129ZM131 250V249H130ZM134 250V249H133ZM124 251V250H123ZM23 254V256H20L19 254ZM65 253V252H64ZM63 249L61 248H58V247H54L52 246V244H50V241L48 239H45V237L43 239H40L39 237L37 236H33L32 233L28 230V229H23V230H13V229H5V228H2L1 225H0V263L1 264H56L58 262L59 264V260L62 258L63 256ZM66 254V253H65ZM140 254V253H139ZM249 254V253H248ZM138 255V252H135L133 257L130 259V262L127 263V260H126V263L127 264H137V258L138 259H141V257L137 256ZM218 255V254H217ZM68 256V255H67ZM131 256V255H130ZM122 257V255H121ZM128 257V256H127ZM69 258V256L67 257ZM218 258V256H217ZM121 259V258H119ZM183 259V258H182ZM197 259V260H196ZM75 260V259H74ZM143 260V259H141ZM201 260L202 263L199 261ZM217 260V259H216ZM262 260V259H261ZM124 261V260H123ZM129 261V259H128ZM169 261V260H168ZM255 261V260H253ZM74 262V261H73ZM77 262V261H75ZM117 262V261H116ZM118 262H122L121 260ZM125 262V261H124ZM142 262V261H140ZM244 262V261H243ZM123 263V262H122ZM145 264H147V262L145 261L144 262ZM170 262H167L165 264H168ZM193 263V262H192ZM198 263H195V264H198ZM214 263V262H213ZM212 263V264H213ZM61 264V263H60ZM72 264V262H71ZM79 264V263H78ZM152 264H162L161 262L157 261V262H154ZM171 264H175L174 262L171 263ZM245 264V262H244Z\"/></svg>",
  "mask_w": 264,
  "mask_h": 264
}]
</instances>
